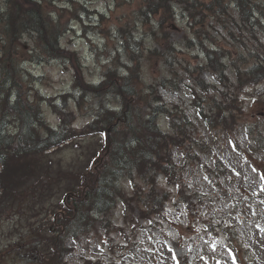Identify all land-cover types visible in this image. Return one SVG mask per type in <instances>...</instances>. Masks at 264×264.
<instances>
[{
    "label": "trees",
    "instance_id": "1",
    "mask_svg": "<svg viewBox=\"0 0 264 264\" xmlns=\"http://www.w3.org/2000/svg\"><path fill=\"white\" fill-rule=\"evenodd\" d=\"M183 0H139L133 28L143 26L142 35L128 29L120 33L119 45L129 56L126 70L105 66L98 83L85 82L75 54L61 44L70 29L69 20L85 5L75 0H3L0 10V234L8 233L0 244V264H68L72 251L68 238L88 234L93 229L111 227V212L119 203L129 217L128 200L139 206L141 218L160 215L170 198L166 189L158 190L160 178L184 195L181 168L173 159L175 147L195 142L190 120L178 107H169L158 92V84L145 82L142 70L148 29L151 42L163 51L149 49L161 60L171 63L174 42L166 28L173 23L174 5ZM63 6H58L59 3ZM193 21L196 39L187 46L203 53L205 62L185 66L199 96V114L208 125L230 131L243 114L240 91L264 81V44L257 52H229L209 34L198 16L225 14L230 5L241 19L258 17L264 35V0H185ZM62 14V15H61ZM194 25L195 28H194ZM202 25V26H201ZM156 29V30H155ZM30 44H27V40ZM210 42H203L204 39ZM45 59L68 61L74 69L73 91L56 99L45 97L37 89V77L24 64ZM229 70V71H228ZM208 71L220 86L205 82L200 75ZM227 72L233 74L230 79ZM211 91L213 93H211ZM29 96L33 104L27 109L18 104ZM203 101V103H201ZM260 101L264 107V101ZM17 103V104H16ZM42 103L58 117L53 126L43 113ZM205 103L207 109L203 110ZM27 106V105H25ZM206 111V112H205ZM78 115L89 117L80 127L74 126ZM164 117L170 130H164ZM255 142L263 143L260 130L245 124ZM87 146L82 164L80 154L72 149ZM54 148V149H53ZM52 149V150H50ZM70 151V152H69ZM69 152V153H68ZM217 162V160H215ZM122 182L131 188L128 192ZM131 196V197H128ZM174 198H176L174 196ZM118 227H116L117 229ZM228 232V231H227ZM230 248L238 256L235 242ZM239 260V258H238ZM183 264L182 259L179 261ZM81 264H103L100 259L86 258Z\"/></svg>",
    "mask_w": 264,
    "mask_h": 264
},
{
    "label": "rangeland",
    "instance_id": "2",
    "mask_svg": "<svg viewBox=\"0 0 264 264\" xmlns=\"http://www.w3.org/2000/svg\"><path fill=\"white\" fill-rule=\"evenodd\" d=\"M75 1L79 4L76 10L81 4L86 10L80 9L78 16L72 18L75 14L71 13L75 7L72 4L71 10L61 14L65 23L71 18V29L63 34L61 43L75 54L84 81L98 83L105 66L129 60L118 43L120 33L125 36V31L119 28L130 30L136 37L143 33L140 23L132 27L139 0ZM3 6L0 0V10ZM174 9L173 23L166 28L174 42L171 63L148 51L155 47L161 53L163 48L151 42L153 33L146 25L149 35L142 58V75L145 82L157 83L163 101L169 107H178L191 122L189 131L195 142L173 149V159L183 176L182 189L190 204L173 185L160 178L158 190L166 189L177 203L165 202L161 214L150 220L130 217L143 216L135 199L128 200V218L123 215L122 204L117 205L111 212L109 229H93L67 239L66 244L72 250L66 258L68 264H81L86 258L100 259L103 264H177L178 259L183 264H264V142H255L245 126L251 123L260 130L264 141V107L255 101L256 98L264 101V81L240 91L243 114L230 131L208 125L195 103L203 93L191 87L193 81L185 69L204 63L205 58L196 47L184 44L188 38L196 39L197 34L191 27L189 6L185 0L177 1ZM205 17H196V25L204 21L203 27L208 26L217 45L229 52L244 55L263 47L264 35L257 16H251V21L242 20L236 7L229 4L226 14L218 10ZM24 64L38 77L36 87L43 96L56 99L73 91L74 69L68 61L56 58L31 63L25 57ZM227 74L233 80V74ZM200 77L220 86L208 71ZM203 107L207 109L205 103ZM42 108L46 119L58 126L59 119L51 107L42 103ZM88 119L78 115L73 124L80 127ZM159 119L162 128L170 130L165 118ZM71 151L81 155L78 163L82 164L87 146ZM122 184L126 191H131L127 182ZM7 234H0V244L8 238ZM230 239L235 242V248L239 247L237 261L230 252Z\"/></svg>",
    "mask_w": 264,
    "mask_h": 264
},
{
    "label": "bare ground",
    "instance_id": "3",
    "mask_svg": "<svg viewBox=\"0 0 264 264\" xmlns=\"http://www.w3.org/2000/svg\"><path fill=\"white\" fill-rule=\"evenodd\" d=\"M203 42H205V41L203 40ZM129 61L130 60H128V61L127 60H124L122 63L121 62L120 63H114L113 65L116 66L119 70L121 68V70H124L125 71L126 70V63H129ZM18 104L21 105L24 108L29 109V110L33 108V104L31 102V100L29 99V96L28 95L25 96L24 99L21 97L19 99V101H18ZM25 105H27V106H25Z\"/></svg>",
    "mask_w": 264,
    "mask_h": 264
}]
</instances>
